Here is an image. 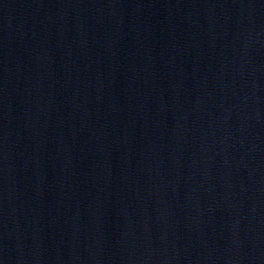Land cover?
<instances>
[{
    "label": "water",
    "instance_id": "95a60500",
    "mask_svg": "<svg viewBox=\"0 0 264 264\" xmlns=\"http://www.w3.org/2000/svg\"><path fill=\"white\" fill-rule=\"evenodd\" d=\"M0 264H264V0H0Z\"/></svg>",
    "mask_w": 264,
    "mask_h": 264
}]
</instances>
